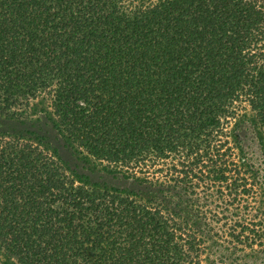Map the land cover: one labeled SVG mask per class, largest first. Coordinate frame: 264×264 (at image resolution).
Instances as JSON below:
<instances>
[{
	"label": "trees",
	"instance_id": "1",
	"mask_svg": "<svg viewBox=\"0 0 264 264\" xmlns=\"http://www.w3.org/2000/svg\"><path fill=\"white\" fill-rule=\"evenodd\" d=\"M38 110L139 186L0 131V264H264V0H0V115Z\"/></svg>",
	"mask_w": 264,
	"mask_h": 264
},
{
	"label": "rangeland",
	"instance_id": "2",
	"mask_svg": "<svg viewBox=\"0 0 264 264\" xmlns=\"http://www.w3.org/2000/svg\"><path fill=\"white\" fill-rule=\"evenodd\" d=\"M232 130L237 134L239 142L250 160L258 168L264 170V141L260 129L253 121L252 113L246 110L239 114L233 121ZM0 131L22 132L55 148L65 163L90 185L97 184L125 189H136L139 186V180L126 177L113 169L104 168L91 158L81 154L76 147L65 141L46 115L39 110L25 117L0 115ZM216 255L217 252L215 254L208 253L209 257L204 262L210 264L211 258L215 259ZM2 261L7 263L4 258Z\"/></svg>",
	"mask_w": 264,
	"mask_h": 264
}]
</instances>
